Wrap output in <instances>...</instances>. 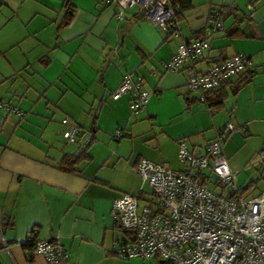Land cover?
I'll use <instances>...</instances> for the list:
<instances>
[{
  "label": "crops",
  "instance_id": "obj_1",
  "mask_svg": "<svg viewBox=\"0 0 264 264\" xmlns=\"http://www.w3.org/2000/svg\"><path fill=\"white\" fill-rule=\"evenodd\" d=\"M215 11H222L224 33L195 70L236 54L252 66L215 90L209 108L187 91L185 71L164 72L163 65L182 41L203 36ZM115 15L110 0H0V101L26 113L18 120L0 111V264H46L24 247L33 230L36 240L57 239L73 264H163L114 254L124 234L112 202L141 191L139 161L181 171L178 141L200 155L223 138L230 166L239 173L258 169L247 166L244 138L226 137L223 128L229 122L264 128V0H187L177 15L179 37L136 11L122 20ZM125 74L149 93L138 117L131 116L130 93L111 98ZM64 116L91 132L92 143H64L58 134ZM120 129L123 137L115 139ZM82 151L72 167L62 161ZM259 187L244 195L255 196Z\"/></svg>",
  "mask_w": 264,
  "mask_h": 264
},
{
  "label": "built area",
  "instance_id": "obj_2",
  "mask_svg": "<svg viewBox=\"0 0 264 264\" xmlns=\"http://www.w3.org/2000/svg\"><path fill=\"white\" fill-rule=\"evenodd\" d=\"M110 3L116 8L117 20H122L128 11H136L162 33L180 36L179 8L170 0H110ZM223 20L222 14L213 12L203 36L182 41L163 65L164 72L185 71L187 91L196 94L203 104L209 93L252 66L250 58L236 54L204 72L195 70V64L210 49L211 40L224 33ZM128 93L131 116L138 117L147 105L149 93L141 80L134 82L125 74L111 98L117 100ZM0 111L18 120L25 117V112L7 101H0ZM61 125L66 128L62 135L65 141L79 143L82 148L93 141L91 132L81 133L76 125L69 123L68 117L62 119ZM254 131L257 143L252 144ZM230 134L244 138L250 149L247 166L259 168L264 179V128L229 122L223 128V135ZM121 137L120 129L115 139ZM177 157L181 171L141 159L135 171L142 185L148 187L150 198H143L145 193L141 189L138 194L125 193L112 202L111 214L127 232L115 243L116 257L156 259L169 264H264V184L255 196L239 195L234 199L226 196L239 191V171L229 165L223 138L208 143L200 155L193 154L185 140H180ZM36 233L33 230L26 240L33 244L30 256L41 257L46 264H73L57 239L36 240Z\"/></svg>",
  "mask_w": 264,
  "mask_h": 264
},
{
  "label": "trees",
  "instance_id": "obj_3",
  "mask_svg": "<svg viewBox=\"0 0 264 264\" xmlns=\"http://www.w3.org/2000/svg\"><path fill=\"white\" fill-rule=\"evenodd\" d=\"M170 1H171V3H172L173 5H175V6H177V7L179 8V12H180L181 10L185 9V7H187V0H170ZM220 12L222 13V11H219V13H220ZM212 15H213V12L210 14V16H209V18H208V21H209V19H210V17H211ZM169 36H170V35H169ZM223 85H225V84H223ZM223 85H221V86H223ZM221 86H220V87H221ZM213 94H215V91L209 93V94L206 96V104H208V107H209V108L211 107V104H209V103H210V101H211V96H213ZM91 143H92V142H91ZM82 150H85V149H82ZM83 154H85V151H82L81 154H80L79 156H77V157H74V156H71V155H65L62 161H63L66 165H69L70 167H72L74 164H76L77 160H80V158H82V155H83ZM260 180H261V178L255 180V181H251V182H250L245 188L239 189V191H238L236 194H234V193H228L226 196H227L228 198H231V199H234V198H236V197L239 196V195L242 196V195H244V193H245L248 189H250V188H252V187H255V186L257 185V183H258ZM139 198H140V199L142 198V193H140ZM119 230L124 234V236H126L127 232H125L122 228H120V226H119ZM32 245H33L32 243L26 241L25 244H24V247L31 248ZM163 264H169V263L164 262Z\"/></svg>",
  "mask_w": 264,
  "mask_h": 264
},
{
  "label": "rangeland",
  "instance_id": "obj_4",
  "mask_svg": "<svg viewBox=\"0 0 264 264\" xmlns=\"http://www.w3.org/2000/svg\"><path fill=\"white\" fill-rule=\"evenodd\" d=\"M21 110V109H20ZM21 111H23V110H21ZM24 112V111H23ZM25 116H26V113H25ZM66 116H64V117H62V119H64ZM62 119L59 121V124H60V127H61V130L59 131V136H60V138L62 139V141L64 142V143H66V144H76V143H69V142H67V141H65L64 140V138L62 137V135H63V133H64V131H65V127L64 126H62L61 125V122H62ZM69 123L70 124H73V123H71L70 122V120H69ZM73 125H75V124H73ZM83 131H81V133H82ZM261 174V171H260V169L258 168L257 169V171H255V169H251V170H246V171H242V172H240V173H238V175H237V183H238V185H242V184H244V183H246L247 181H249V180H251V179H254V178H256L257 177V179H260V175ZM138 176V175H137ZM139 177V176H138ZM139 180H140V178H139ZM261 182H262V180H260L258 183H257V185L255 186V188L258 186H260V184H261ZM208 185H209V187H211L212 188V186H211V184L210 183H208ZM140 190L142 189L143 191H144V195H143V198H146V199H148V198H150V191H149V189H148V187L147 186H143L142 185V183H141V180H140V188H139ZM141 203H143V201H140Z\"/></svg>",
  "mask_w": 264,
  "mask_h": 264
}]
</instances>
